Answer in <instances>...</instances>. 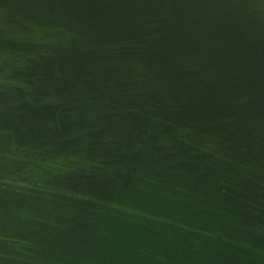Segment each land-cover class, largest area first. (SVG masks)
Masks as SVG:
<instances>
[{"label": "water", "instance_id": "water-1", "mask_svg": "<svg viewBox=\"0 0 264 264\" xmlns=\"http://www.w3.org/2000/svg\"><path fill=\"white\" fill-rule=\"evenodd\" d=\"M0 264H264V0H0Z\"/></svg>", "mask_w": 264, "mask_h": 264}]
</instances>
